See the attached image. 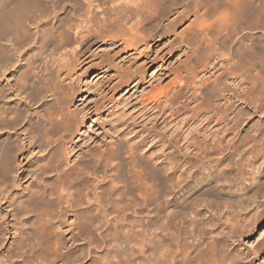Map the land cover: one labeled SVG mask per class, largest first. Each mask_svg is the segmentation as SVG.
I'll use <instances>...</instances> for the list:
<instances>
[{"label":"bare ground","instance_id":"bare-ground-1","mask_svg":"<svg viewBox=\"0 0 264 264\" xmlns=\"http://www.w3.org/2000/svg\"><path fill=\"white\" fill-rule=\"evenodd\" d=\"M178 1L182 2L0 0V187L9 186L26 176L23 171L15 174L19 171L13 165L17 163L15 156L19 154L23 158L28 157L35 149L42 154L40 159L36 158L33 169L29 171L34 180L30 186L24 187L26 193L16 195L15 200L13 198L15 202L11 201L6 205L16 218L11 225L15 244L5 254L6 261L11 263L15 260L12 264H93L96 256L93 257L91 251L94 244L90 237L92 228L95 227V233L101 235L100 226L115 220L109 217L110 203L106 198V195L109 197L106 191L108 187L105 190V184L110 182L111 185L112 181L105 182L101 179L102 174L100 175L110 164L111 157L105 145L82 150L78 147L79 141L84 144L87 140L89 122L99 125L110 139L116 140L122 135L124 137L130 134V140L133 141V147H130L135 148L139 141L137 138L142 134V127H139L145 123L137 113L126 118L120 102H115L110 96L116 88L138 85L141 82L139 70L135 68L129 70V74L122 72L120 75L117 73L109 76L105 86L103 84L97 87L93 95L95 98L89 103L84 92L75 90L76 84L80 86L85 79L78 76L89 70V75L103 71V66H100L103 61L90 63L96 58V53L91 51L93 46L103 41L102 44L106 47L103 51L107 55H112L115 58L113 60H123V55L128 53L125 50L130 47L135 49L139 41L138 37L118 38L121 29L129 33L139 31L137 15L147 6H151L152 12L157 16ZM168 2L171 3L170 7ZM188 3L187 14L189 11L195 13L192 16L194 19L189 21L188 30L192 31V40L193 37L201 40L202 68L204 67L203 72L209 73L208 80L213 77L211 88L201 85L203 81L198 87L194 83L196 87L193 86V91L185 95V101L176 105V101L182 97V88L177 85L183 80L175 77L177 82L170 80V86L167 84L163 89L159 88V93L144 100L146 103L142 108L147 109L146 115L153 120L154 117L157 120H175L174 116L180 110L190 106L188 102L191 105L198 104L200 95L210 99L211 104L207 102L210 109L206 112L199 113L203 109H199L200 103L205 100L199 103L198 108H192L195 104L191 106L194 114L187 116H191L188 127L195 125L196 120L203 123L205 129L210 128L211 124L212 127L217 126L209 135L215 144L212 146L221 153V162L223 157L242 156L246 153L248 182L243 186L240 181L236 182L231 177L229 179L228 172L222 169L218 174L206 176L207 182H211L213 186L205 192L191 194L193 188L187 187L188 183L183 184L182 174L174 175V169L181 167L180 162L178 164L168 153L165 161L159 162L153 171L155 193L151 197L154 198L152 236H140L136 244H133L137 247L136 256L133 253L136 257L133 256L135 264H264V0H188ZM46 18H50V21ZM51 20L54 21L49 24ZM111 29L118 31V34H114ZM260 30L263 35L252 33ZM156 36L155 33L153 37ZM83 85L86 86L87 83ZM240 101L246 103V107L237 105ZM76 102L82 106L71 109ZM257 114L262 116L260 122L254 119ZM249 115L251 123L240 137L238 134L243 118ZM197 130L202 131V127ZM201 134L204 136L202 132ZM13 135L16 138H12ZM184 137L186 138V134ZM203 140L200 142L205 143ZM185 142L184 148L188 150L194 144V141L192 143L188 139ZM76 148L78 153L75 152ZM201 148L203 150L204 145L201 144ZM228 179V185L222 186ZM216 189L220 192H234L236 198L230 200L221 195L215 196ZM177 193H182L184 197L190 193L191 196L187 201L182 198L184 202L178 204L173 202V196ZM109 201L112 205L115 203L111 199ZM54 204V208L50 209L52 212L46 214L47 219L44 218L56 235L50 237L46 233L47 237H38L36 234L39 230L36 232L37 224L33 219H41V206ZM78 215L83 218L79 223ZM2 219L0 234L5 223ZM94 222L101 225L94 226ZM243 238H247L249 242L245 248H241L244 245ZM129 256L123 260L124 264L133 263V257H130L129 262ZM98 258H102L101 255ZM117 259L119 263L116 261L115 264H122L121 259Z\"/></svg>","mask_w":264,"mask_h":264},{"label":"rangeland","instance_id":"rangeland-1","mask_svg":"<svg viewBox=\"0 0 264 264\" xmlns=\"http://www.w3.org/2000/svg\"><path fill=\"white\" fill-rule=\"evenodd\" d=\"M177 3L174 5H171V3L168 2L167 5L169 7H170V5L172 6V7H170L171 10L170 9L166 10L167 9L166 8L165 9L166 11L164 10L163 12H160L159 15H157V16L155 15V13L152 12V7L147 6L142 13L137 15L136 21L138 23L137 25L139 26L137 30H139V31L129 33V32L122 31V29H121V33L118 34V31H115V29H113L114 30L113 31L111 29L112 32L114 34H118L120 36L118 38H121V39L130 38V37H136V38L138 37L137 39L139 42L135 48L136 50L134 48L130 47L128 50H125L128 53L126 55H123V57H124L123 60L121 58L117 59V60H113L115 58L112 55H107L106 51H103L104 49H106V47L103 46V44H102L103 41H101L98 45L92 47L91 51L94 54L96 53L95 54L96 58L94 59L93 62L90 61V63H99L100 61H103L102 63H100V66H103V69H102L103 71L102 72H95V73H92L89 75V73H90V70H89L85 73L79 74V76H78V77H80V79H83L84 77H85V79H83V82L80 86L78 84H76V86L77 85L78 86H77V88L75 86V90H77V91L79 90L80 92H84V97H87V100H88L87 103H89V101L91 102L93 100V98H95V96H93V95L95 94L97 87L99 85H103V84L105 86V82L109 76H113L114 74H117V73L121 74L122 72L124 74H129L130 73L129 70H133L135 68L137 70H139V76H140L141 82L138 85H136L135 87H132V85H131L130 87H127V88H122V87L116 88L113 90L112 93H110V96H112V99H114L115 102H117V101L120 102L119 103L120 106H122L124 111L126 112V114H125L126 118H128L130 115L132 116V115H135L137 113V114H139V118L141 120H143V123H145V124H143V126L141 125L139 127V129L142 127L141 128V131H142L141 135L142 136L140 135V138L139 137L137 138L139 140L138 141L139 143L137 142L136 146H134L135 148L130 147V146L133 147V145H132L133 143L131 144V142H133V141L130 140V138H131L130 134L127 136H124V137H123V135L121 137L119 136L120 138L116 139V140L114 138L110 139L109 137H107V134L100 128L99 125H92L89 122L87 123V125L89 124L90 127L89 126L87 127L88 131L86 132V139L88 141L85 139L87 142L85 141L84 144L79 141L80 146H78V147H80L82 150H85L88 147L91 149L94 147L99 148L102 144L107 147L108 152L110 151L109 154H110L111 160L109 162L110 164L106 168H104V171L100 172V175L102 174L101 179L103 181H105V182L106 181L107 182L112 181L111 185L113 184L114 186H116V187H114V186L111 187V185H109L110 182H108V184L107 183L105 184V190L108 187V189L106 191H107V194L109 195V197H107V195H106V198L108 200V201L107 200L106 201L110 203V206H108V212L110 214L109 217H113L115 220L108 222L109 224L107 223L105 225L97 224L94 222L95 223L94 226L97 225V227H99L101 225L100 226L101 235L95 233L96 232V229H94L95 227L92 228V232H91L92 235L90 234L91 235L90 237H91L92 241L94 242L93 246H91L92 247V249H91L92 256L93 257L96 256V257H94L95 259L93 261V264H96V263L97 264H100V263L103 264V261L106 262L107 264H115V262L118 260L117 258H120L122 260L121 261L119 259L120 262H122V264H124L125 261H123V260H126V258L129 256V254L132 255V256H129V262H130V257L134 256L133 253L136 256L137 247L135 245L133 246V244H136L137 239L140 236L141 237H144L145 235H146V237L152 236L151 232L153 230L152 228H153V216H154V198H151V197H154V193H155V185H154L155 179H154V172L153 171L155 170L156 165L159 162L165 161L164 159H166V157L168 156L167 155L168 153H169V157L172 156L173 159H175V161H177L178 164L180 162V165L182 168L181 167L175 168L174 169V175L179 174V173L182 174V178L184 179L183 184L188 183L187 187L193 188L191 190V194H194V193L198 194V193L205 192L209 187L213 186V184L211 182H209V183L207 182L206 178L211 173H214V174L217 173L218 174L222 169H224L225 172H228L227 174H228L229 179L231 177L233 180H236V182L240 181L241 184H243V186H246L245 184H247V182H248L247 178H246L248 176V168H247L248 155L246 153H245L246 156L244 154L242 156L234 155V156H228L227 158L223 157V161L221 162V159H222L221 153H219L217 151V148L214 149L213 146L215 144H214V142L212 143V141L209 138V135L211 134V132L214 131V129L217 128V126L212 127L211 125H213V124H211L210 128L205 129V128H203V123L202 124L198 123L199 121L196 120V123L194 122L195 125L194 124L190 125V128L192 130H190V128L188 127L189 126L188 123H190V121H191V116L189 118H187V116H189L190 114L191 115L194 114V112H192V110H193L192 108L193 107L198 108L199 103L203 102V100H205L203 103H200V107H199V109L203 108L205 110L202 109V110H200L199 113H201L202 111L206 112L210 109V105L207 104V102L208 103L211 102L210 99H208V98L206 99V97L202 98V95H200L198 97V101H200V102L198 104L194 103L195 106H192L194 104L191 105L190 102H188L189 103L188 105H190V106H186V107H184V109L182 108L183 110H180L179 113H177V115L174 116L175 120L174 119H168V118H166L165 120L163 118H158V120H157L156 117H154V120H153V118L149 117L148 114L146 115V113H148V111H146L147 109L142 108L143 105L146 103V102H144V100L147 99V97H149V96H150L149 98H151V96L154 97L153 95L157 94V92L160 91L159 88L163 89L165 86H167V84H168V86H170V84L172 82H174V81L177 82V80H176L177 78L175 79V77H181L183 80V82L181 81V83H179L177 85L178 87L182 88L181 93H180V94H182V97H180V99H178L176 101V105H180L183 101H185V95L187 96L190 93V91H193V89H192L193 86L196 85L198 87V84L202 83V81H203V84H201V85H203V86L208 85V89L211 88V83H212L213 77H211L208 80L209 73L203 72L204 67L202 68V66H204V63L202 62V59H201V57H202V49H201L202 47H200L201 46V40L199 39V37L198 38L193 37V40H192V38H191L192 37V33H191L192 31H190L191 29L188 30L189 29L188 24H189V21L192 20V18L194 17L193 16L194 12L189 11L187 14L186 11L188 10L187 7L189 5L188 0H182V2L178 1ZM183 8H184V11H182ZM51 15H54V14H51ZM49 19L50 18H46V20H49ZM53 21L54 20H51V22H49V24L53 23ZM141 21H143V22H141ZM144 23L148 26H146ZM140 25H141L142 29L140 28ZM95 28H96V26H95ZM149 32H151V33H149ZM255 32L256 31H252V33H254V34L263 35V31H261V30L258 31L259 33L258 32L255 33ZM113 33H109V34H113ZM155 33L157 34V36L153 37ZM121 34H123V35H121ZM137 35H139V36H137ZM150 35H151V37H150ZM194 39H196V40H194ZM263 39H264V35H263ZM119 43H121V41ZM146 43H147V46L145 47ZM25 50H27V48ZM110 54H113V52H111ZM199 54H201V55H199ZM102 56H104V57H102ZM196 59H198V60H196ZM196 61L199 62L200 64L197 63ZM86 66H88V64ZM258 69H259V66H257L256 70H258ZM125 71L126 72L128 71V72L126 73ZM204 79H205V82H204ZM170 80L171 81L173 80V81L171 82ZM190 80L193 81V84ZM189 82H191V84ZM85 83H87L86 86L83 85ZM194 83H195V85H194ZM189 88H190V90H189ZM175 89L176 88L173 89V91H172L173 93L175 92ZM152 92H153V94H151ZM204 92H206V89L204 90ZM19 103H21V102H19ZM240 103H241V105H240ZM202 104L204 107H202ZM206 104H207V106H206ZM245 104L246 103H244L243 101L237 102V105H239L241 107H244V106L246 107ZM81 106L82 105H80L79 102H76L75 105L73 107H71V109H73L75 107L80 108ZM191 106H192V108H191ZM206 107H208V108H206ZM109 112H110V110H109ZM180 115H181V117H178ZM174 117H172V118H174ZM261 117L262 116L257 114V116H255L254 119H256L257 121L260 122ZM250 118H251L250 115L248 117L244 116L243 121L241 123L240 131L238 134L240 137L245 134V131H247V126L250 125V123H251V122H249ZM169 120H173V121L170 122ZM168 122H170V123H168ZM177 125H179V126H177ZM183 125L186 126L187 128L184 127ZM91 127H93V128H91ZM195 127H196V129H195ZM201 127H202V131L197 130ZM182 129H183V131H182ZM194 129L197 131L196 134H195ZM187 130H188V132H187ZM191 131H192V133H191ZM18 132H20V131H18ZM182 132H185V133L183 134ZM201 132L204 134V136L201 134ZM185 134H186V138L184 137ZM191 134H193V135H191ZM87 135L89 136V139L87 138ZM151 135L155 136L154 139H153V136H151ZM21 136H23V135L21 134ZM182 136H183V138H182ZM12 138H16V136L13 135ZM189 138H192V139H189ZM205 138L207 140L208 139L209 140L207 141ZM185 139L192 141V143L194 141V144H191V147H190L191 149L189 148L190 154H189V150L184 148L185 145H183V144L184 143L186 144ZM126 140H127V142H126ZM200 140L205 141L206 144L202 141L200 142ZM209 143H211V144H209ZM85 144H87V145L89 144V145L85 146ZM175 144H177V146ZM201 144L204 145L203 150H202L203 147L201 148ZM167 145L169 147L170 146L171 147L169 148ZM192 145H193V147H192ZM195 145H198V147ZM193 148H194V150H192ZM197 148H199L200 150ZM181 149H182V151H181ZM196 149H197V151H195ZM207 149L210 150L211 152L208 151ZM185 150L187 151L188 154H186ZM75 152H77V153L79 152L78 148L75 149ZM195 152H196V154H195ZM215 152H217V153H215ZM170 153L174 154V156ZM194 154L196 156H194ZM41 155L42 154L37 153V149H35L34 152L32 154H30L28 157L26 156L25 158H23L22 156H19V154L17 156H15L17 158L16 162L19 164V165L17 163L13 164L14 167H16L15 169L19 170V171H16L15 174L18 175L20 172L22 173V171H23L24 174L26 173V176L23 178H20V181L14 182L13 184L11 183V185L9 184V186H5L6 188L0 187V221L3 217L2 221L5 222L2 225L4 227V228H2L3 229L2 234H0V239H1L0 240V264H2V263L3 264H9L10 263L9 260L6 261L5 254L9 251V248H11L13 246V244H15V239L13 238L14 236H13V234H11V225L13 224L12 222L16 221L15 220L16 218L12 216L11 210L6 208V205L8 204V202H11V201L15 202L14 200H15L16 195H21V194L26 193L27 190H25L24 187L30 186L31 182L34 180L33 176L30 175L31 169H33V164L35 163L36 158L40 159ZM197 155L199 156L198 158H197ZM243 156H244V158H243ZM172 157H170V158H172ZM235 157H237V158H235ZM238 159H239V161H238ZM233 165L235 167H233ZM185 169H186V171H185ZM175 170H177V171L175 172ZM187 171H189V173ZM187 174H190V177H187ZM106 175L107 176L111 175V177H109V176L107 177ZM238 176L239 177L241 176L242 179H241V177L239 178ZM20 177H21V175H20ZM229 179L227 181H224L222 186L228 185V183L230 182ZM189 182H190V184H189ZM225 182H226V184H225ZM220 185H221V183H219V186ZM109 187L113 188L114 190H112ZM108 191H110V192H108ZM226 191L227 190L220 192L219 189H216L214 191V195L215 196L221 195L224 198L225 197L227 199L231 198L232 200L236 198V193H234V192L228 193V191L227 192ZM112 193H114L116 196H113L114 194H112ZM183 193H185V192H183ZM187 194H189V195H187ZM187 194H185V197L182 195V193L175 194L173 196V202H177L178 204H182L184 202L181 200L182 198H184V200L187 201V198H189L191 196L190 193H187ZM13 198H14V200H13ZM108 198L111 199L112 203L113 202H115V203H113V205H112ZM106 201H105V203L107 205H109V203H107ZM134 205L136 208L134 207ZM49 206H46V207L41 206L40 207L39 210L41 211V208L43 210L42 214L39 217V219L41 218L40 219L41 221L38 220V217L33 219L34 221L36 220L35 222L33 221L35 223V225L37 224V226L35 228V229H37V231L36 230L35 231L38 232V230H39V233L36 234L38 237H41V236L47 237V235L50 237H55V235H56V234H53L54 229L51 227V225L46 223V220H45V218L47 219L46 216H48L46 214H49L52 212L51 210L54 208L55 204L52 205L53 207L52 206L49 207ZM48 207H49V209H48ZM115 208H117V209H115ZM117 210L118 211L120 210V211L118 212ZM44 211H45V213H44ZM91 211L94 213L93 209ZM116 212L118 213V216H116L117 215ZM112 213H113V215H111ZM114 214H115V216H114ZM78 216H77V222L78 221L81 222V220L83 218L81 219V216L80 215H78ZM116 217H118V219ZM69 219H71V218H69ZM69 219H68V221L70 222L71 220H69ZM41 222L42 223L44 222V223L41 224ZM100 223H103V222H100ZM151 224H152V226H151ZM38 226H39V229L37 228ZM48 227H49V229H48ZM40 229L41 230L43 229L42 232H45V233L43 234ZM149 229H150V231H149ZM44 230H46V231L50 230V231L46 232ZM35 233H34V236H36ZM46 233H47V235H46ZM41 234H43V235H41ZM95 234H97V235H95ZM56 237H59V236H56ZM66 237H69V235H66ZM100 238H102V239H100ZM52 240H53V238H52ZM98 240H100V241H98ZM104 240H106V241H104ZM243 240L242 241L244 242V245L241 248H245L249 244V242L247 241V238H243ZM106 242L109 244H107ZM99 244H100V246H98ZM116 251H118V252H116ZM100 255L102 258H98V257H100ZM121 255H122V257H121ZM133 258H131V262H133L131 264H135V261H136L135 258L136 257L134 259ZM12 261L14 262L15 260H12ZM12 261L10 264L13 263ZM117 263H119V262L117 261Z\"/></svg>","mask_w":264,"mask_h":264}]
</instances>
